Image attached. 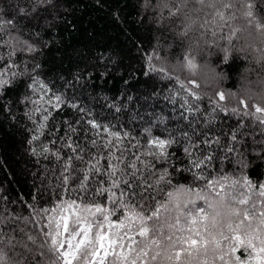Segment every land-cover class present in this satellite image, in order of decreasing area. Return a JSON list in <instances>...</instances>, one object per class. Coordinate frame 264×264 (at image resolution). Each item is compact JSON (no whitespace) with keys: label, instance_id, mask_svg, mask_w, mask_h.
I'll return each mask as SVG.
<instances>
[{"label":"trees","instance_id":"1","mask_svg":"<svg viewBox=\"0 0 264 264\" xmlns=\"http://www.w3.org/2000/svg\"><path fill=\"white\" fill-rule=\"evenodd\" d=\"M179 3L180 0H169V7L175 11ZM193 7L202 6L189 3L172 16L161 0H0V19L11 17L14 21V26L0 32V67L8 71L4 65L15 60L18 67L13 71L26 72L0 95V215L18 217L0 225L9 257L19 259L7 247L9 238L13 243L22 237L26 240L21 228L30 233L39 231L24 219H31L32 206L51 207L60 196L90 200L98 184L111 187L103 171L92 173L90 165L97 159L98 167L104 170L108 158L123 152L120 167L125 169V178L132 179L127 175L132 169L125 165L140 156L136 161L140 170L137 177L153 185L144 195H156L161 200L165 194L157 189L171 190L163 182L155 185L161 170L168 168L172 185H192L191 171L175 169H192L191 161L203 160L205 155L211 159L192 171L199 174L203 170L211 178L227 173L233 179L247 176L253 182L264 181V125L245 115L236 100L244 92L258 90L256 80L264 79V68L253 59L257 53L234 49L225 63L221 49L231 46L218 37L229 29L216 28L217 37H213L211 31L199 28L213 10L204 7L197 14L191 12ZM186 14L198 18L193 29L183 36L188 23ZM236 15L240 16V12ZM235 23L243 26L244 21ZM205 41H217L219 47L209 48ZM233 43L239 47L244 42ZM27 45L37 50L20 51ZM9 52L14 53L11 58ZM186 55L194 57L197 64L195 76L183 66ZM150 68L166 69L173 78ZM247 68L252 70L248 77ZM33 76L46 86V95L39 89L33 94L27 87ZM175 77L185 83L190 79L198 81L196 91L202 98L189 97ZM213 77L219 81L210 80ZM221 91L226 97L224 106L238 107L239 113L214 107L210 98ZM55 96L64 101L58 107L52 106L56 104ZM38 100L39 105L35 103ZM197 106L199 111L195 110ZM91 121L100 127L93 129ZM39 124L45 125L43 134L37 133L39 139L29 144ZM111 133L120 139L115 140ZM151 139L172 140L167 162H158L150 154ZM108 140H114L119 150L111 145L105 147ZM45 146L47 153L43 151ZM186 147L191 148L190 159L184 152ZM240 161L248 166L242 167ZM66 163V174L71 177L83 176L81 170L90 173L87 193L77 189V180L70 185L62 183ZM115 191L119 195L120 189ZM95 199L106 202V196ZM15 251L21 249L17 247Z\"/></svg>","mask_w":264,"mask_h":264},{"label":"snow or ice","instance_id":"2","mask_svg":"<svg viewBox=\"0 0 264 264\" xmlns=\"http://www.w3.org/2000/svg\"><path fill=\"white\" fill-rule=\"evenodd\" d=\"M161 2L172 16L177 15L189 3L202 6L193 7L191 9L193 13H200L204 7L212 9L210 18L205 16L199 28L211 31L213 37H217L216 28L229 29L226 35L218 37V40L226 39L231 46L221 49L224 53L223 61L225 63L229 61V52L233 49L241 53L252 52L257 53L253 57L255 62L264 68V47H258L256 43H243L237 47L233 43L234 40L238 43L245 31L249 35L264 37V0H180L175 11L169 7V0ZM236 12H240V16H237ZM197 18L186 14L188 23L181 35H188L197 24ZM240 19L244 21L243 26L235 23ZM8 26H14L11 17L6 20L0 19V32H4ZM207 31L202 32L201 36L206 35ZM205 43L209 48L219 47L217 41ZM260 44H264V39H261ZM36 50L32 45L20 49L28 53ZM13 54L9 52L8 55L11 58ZM209 55L213 53L210 52ZM184 61L186 63L183 66L195 76L197 64L194 57L186 55ZM4 67L8 71L0 67V95L13 86L19 77L26 74L13 71L18 67L15 60ZM150 70L162 72L167 78H173L168 76L166 69ZM31 79L32 83L27 85L31 92L35 94L39 89L46 95V86L35 76ZM175 79L179 87L193 100L202 98L196 91L200 87L198 81L190 79L185 83L180 81L179 77ZM261 83L264 84V80ZM54 99L56 104H53V107H58L64 102L60 96H55ZM225 99V93L221 91L216 93V97L210 98V101L220 111L239 113L238 107L227 109L222 103ZM41 100L35 103L39 105ZM51 100L52 97H49L48 102L51 103ZM238 104L243 106L245 115L264 125V105L259 103L249 105L244 98H241ZM195 110L199 111V106ZM90 123L93 129L100 127L95 121ZM44 127V124H39L29 144L39 139ZM110 135L115 140L120 139L116 133ZM92 143L95 145L96 141L93 140ZM171 144L172 140L169 139H151L148 142V149L158 162L165 163L171 155L168 152ZM109 145L119 150L114 140H108L105 147ZM68 147L71 148L72 145L69 144ZM112 147H109V153L112 152ZM43 151L47 153L49 149L45 146ZM184 152L190 159L191 148L186 147ZM33 154H36L35 149ZM77 158L83 159L82 156ZM261 158L264 159V156ZM108 159L109 163L104 170L98 167V159L96 163L90 165L93 174L103 171L111 183V187L98 184L92 193V199H65L60 196L59 202L51 207L32 206L31 219L29 220V217L24 219L33 223L39 231L30 233L21 228L20 231L24 233L26 240L23 237L15 243L12 238L7 240V247L11 248L19 259H12L5 252V240L0 228V264H264V181L253 182L247 176L233 179L227 173L211 178L205 176L203 170L199 174L192 171L200 169L204 160L211 159L205 155L203 160L191 161L192 169L187 167L175 169L191 171L192 185H172L168 168L161 170L159 177L154 181L155 185L163 182L171 186L170 191L157 189L158 192L165 194L161 200L156 195H144L153 185L148 184L142 177H137L140 170L137 169L136 161L140 160V156H136L135 160L125 165L126 169H132L127 173L132 179H126L125 169L120 167V164L124 163L123 152L119 157L113 155ZM113 160L116 162L113 163ZM239 163L242 167L248 166L244 161ZM68 169L69 165L66 163L61 173L62 183L70 185L72 180H77V189L87 193L90 173L81 170L84 172L83 176L71 177L70 174H66ZM137 179H140L139 184L136 183ZM197 181L202 183L197 185ZM116 189H120L119 195ZM97 196H106V202L103 204L97 202L95 199ZM109 204L112 207H108ZM114 216H117L115 220L112 219ZM13 219L18 217L5 218L0 215V225L10 223ZM17 247L21 251L16 252Z\"/></svg>","mask_w":264,"mask_h":264},{"label":"clouds","instance_id":"3","mask_svg":"<svg viewBox=\"0 0 264 264\" xmlns=\"http://www.w3.org/2000/svg\"><path fill=\"white\" fill-rule=\"evenodd\" d=\"M261 39H264V37L256 36L255 34L249 35L247 31H245L241 37V40H243L244 43L260 44ZM260 45L261 47H264V44H260ZM262 80L264 79H261L260 81L257 82L259 86L257 91L242 93L241 96H238L236 98L237 102H239L241 98H244L248 101L249 104L259 103L264 105V84L261 83Z\"/></svg>","mask_w":264,"mask_h":264},{"label":"rangeland","instance_id":"4","mask_svg":"<svg viewBox=\"0 0 264 264\" xmlns=\"http://www.w3.org/2000/svg\"><path fill=\"white\" fill-rule=\"evenodd\" d=\"M177 67L180 69V68H181V64L177 65ZM247 70H248V71H247ZM247 70H246V75H247V77H248V75L252 73V70H250L249 68H247ZM245 79H246V78H245ZM210 80H212V81H219V79H218V78H215V77H213L212 79L210 78ZM256 81H260V80H256ZM202 82H203V81H202ZM203 85H204V86H207V84L204 83V82H203Z\"/></svg>","mask_w":264,"mask_h":264}]
</instances>
